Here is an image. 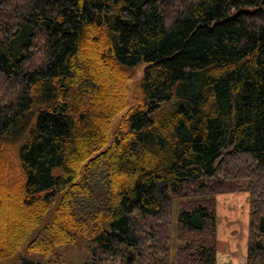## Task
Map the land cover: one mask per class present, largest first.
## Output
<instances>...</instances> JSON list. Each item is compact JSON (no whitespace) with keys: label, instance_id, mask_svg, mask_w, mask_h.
<instances>
[{"label":"trees","instance_id":"1","mask_svg":"<svg viewBox=\"0 0 264 264\" xmlns=\"http://www.w3.org/2000/svg\"><path fill=\"white\" fill-rule=\"evenodd\" d=\"M240 192L264 264V0H0V260L216 264Z\"/></svg>","mask_w":264,"mask_h":264},{"label":"rangeland","instance_id":"2","mask_svg":"<svg viewBox=\"0 0 264 264\" xmlns=\"http://www.w3.org/2000/svg\"><path fill=\"white\" fill-rule=\"evenodd\" d=\"M143 64H138L132 71L130 79L127 82L128 87V100L130 101V92L132 85L141 76ZM119 116H115L110 124L108 138L114 130ZM102 175V174H100ZM94 183L93 190L91 192L95 195L100 193V183L98 180L92 181ZM238 194V195H237ZM245 193H236L235 195H223L218 197L216 204V219H218L217 225V245H216V262L217 264H223L228 259V253L231 251L232 262H240L243 259L245 253V223H246V201ZM89 203V199L84 200ZM176 201L172 204V214L176 207ZM54 209V207H52ZM52 209V210H53ZM48 211L43 217L41 224L46 222L51 215V211ZM173 221V220H172ZM174 222V221H173ZM40 224L34 229L31 234L36 233ZM174 229V225L171 227ZM235 230V231H234ZM234 231V232H233ZM174 235V232H172ZM30 237H28L18 248V250L8 258L1 259L0 264H23L22 260H29L30 264H82L87 260L89 254L87 244L84 240H78L72 244H66L54 248V253L51 257L43 258L38 254H30L26 252L25 245ZM175 241L172 242L174 244ZM173 247L171 246L170 254H173ZM133 255L127 253L124 256L123 261H117L111 264H128Z\"/></svg>","mask_w":264,"mask_h":264},{"label":"crops","instance_id":"3","mask_svg":"<svg viewBox=\"0 0 264 264\" xmlns=\"http://www.w3.org/2000/svg\"><path fill=\"white\" fill-rule=\"evenodd\" d=\"M242 192H240L239 194H241ZM236 193H228V194H220V195H217L216 197H215V213H216V204H217V202H218V197L219 196H223V195H235ZM238 195V194H237ZM245 197V201H246V196H244ZM246 210H247V203H246ZM216 215H217V213H216ZM246 222H247V213H246ZM217 225H218V219H217V222H216V227H215V235H216V239H217V232H216V229H217ZM235 231V230H234ZM233 231V232H234ZM245 237H246V223H245ZM229 253H232L231 251L229 252ZM228 253V260L226 261V262H223V264H243V261H244V255L242 256L243 257V259L239 262H232V258H231V254H229ZM216 264H217V262H216Z\"/></svg>","mask_w":264,"mask_h":264}]
</instances>
